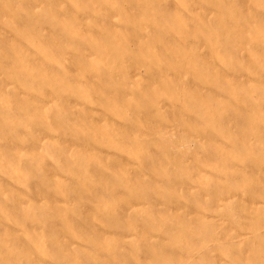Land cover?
Returning <instances> with one entry per match:
<instances>
[{
	"label": "rangeland",
	"instance_id": "rangeland-1",
	"mask_svg": "<svg viewBox=\"0 0 264 264\" xmlns=\"http://www.w3.org/2000/svg\"><path fill=\"white\" fill-rule=\"evenodd\" d=\"M0 264H264V0H0Z\"/></svg>",
	"mask_w": 264,
	"mask_h": 264
}]
</instances>
